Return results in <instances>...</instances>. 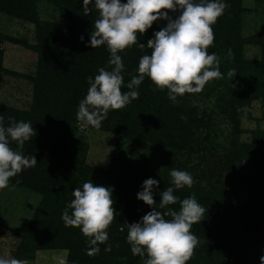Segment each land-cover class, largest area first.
Wrapping results in <instances>:
<instances>
[{
    "label": "trees",
    "instance_id": "16d2710c",
    "mask_svg": "<svg viewBox=\"0 0 264 264\" xmlns=\"http://www.w3.org/2000/svg\"><path fill=\"white\" fill-rule=\"evenodd\" d=\"M244 1L223 0L228 8L213 26L215 39L208 51L220 57L222 79L211 80L202 92L185 94L173 103L167 90L154 91L155 85L146 77L137 89L138 99L121 110H110L100 128L86 127L116 136L110 165L104 168L88 163L91 146L79 137L82 125L76 119L79 101L89 87L87 78L94 79L110 58L106 46H85L90 43L97 18L95 10L85 15L83 0H0V46L20 45L37 55L36 74L24 76L33 85L30 107L16 108L0 99L4 126L12 116L16 121L31 122L36 131L25 142L23 154L35 156L37 165L10 180L9 188L41 195L24 233L18 235L20 243L14 257L32 264L37 252L52 250L65 251L66 264H143L130 251L125 224L139 222L152 211L137 199L143 182L148 178L160 182L154 190L158 208L159 193L171 186L170 171L178 169L191 173L194 184L175 195L182 200L195 194L207 209L203 220L192 226L199 244L187 264H261L264 130L251 131L249 142H241L240 136L246 133L242 120L251 119L253 103L264 108V31L244 36V18L252 12ZM40 2L55 7L64 21L42 20ZM255 2L257 7L264 5V0ZM91 6L94 8V0ZM2 15L34 26L35 43L3 32ZM169 15L175 17L177 13ZM166 24L164 20L154 22L142 36L138 34V43L146 45ZM247 47H257L260 57L246 58ZM150 52L147 47L133 45L119 53L125 85L137 74L139 59ZM230 69H235L233 78L227 75ZM5 74L23 76L4 66V50L0 48V92ZM196 96L214 101L218 113L231 123L226 143H215L214 111L202 108ZM89 180L113 188L117 213L107 230L111 252L104 251L107 245H100V253L92 257L85 254L86 238L80 230L65 227L61 219L64 208L74 198L73 189ZM169 207L178 210L179 204Z\"/></svg>",
    "mask_w": 264,
    "mask_h": 264
},
{
    "label": "clouds",
    "instance_id": "9594fccd",
    "mask_svg": "<svg viewBox=\"0 0 264 264\" xmlns=\"http://www.w3.org/2000/svg\"><path fill=\"white\" fill-rule=\"evenodd\" d=\"M83 5L85 15L94 10L97 14L90 43L85 46L92 49L106 46L110 58L94 79L87 78V94L79 101L76 112L82 126L100 128L110 110H121L138 99L137 89L146 77L155 85L154 91L167 90L173 103L185 94L202 92L209 81L223 78L220 57L208 51L215 39L213 26L228 8L223 0H126L125 3L94 0V8L89 7L93 0H83ZM169 13L177 15L172 17ZM160 20L167 21L166 26L155 32L146 45L138 43V34L142 36ZM80 39L83 42L84 37ZM133 45L140 49L147 47L151 52L139 59L137 74L125 85L124 63L119 53ZM228 55H232L230 49ZM227 75L235 77V69H230ZM123 87L127 91H122ZM3 119L0 116V189L8 188L12 178L37 165L35 156L23 154L25 142L36 135L31 122L16 121L9 116V123L4 126ZM169 175L171 186L159 193L158 208L154 190L160 182L153 178L143 182L137 199L152 211L139 222L125 224L130 251L143 264H187L199 244L191 229L203 220L207 209L195 194L182 200L175 195L178 190L190 189L194 179L191 173L178 169H172ZM112 193V187L98 186L89 180L73 189L74 198L62 212L64 226L79 229L86 238L85 254L89 257L100 253V245H107L105 252L112 250L107 231L117 215ZM177 204L178 210L169 207ZM260 262L264 264V256ZM0 264L31 262L8 254L0 256Z\"/></svg>",
    "mask_w": 264,
    "mask_h": 264
},
{
    "label": "rangeland",
    "instance_id": "374dc122",
    "mask_svg": "<svg viewBox=\"0 0 264 264\" xmlns=\"http://www.w3.org/2000/svg\"><path fill=\"white\" fill-rule=\"evenodd\" d=\"M244 5L252 12L245 15L243 33L245 37L264 31V5L256 6L255 0H245ZM39 12L42 20L62 22L64 18L55 7L47 3H39ZM2 31L18 38H24L30 43H35L34 26L24 23L12 17L1 16ZM4 50V66L20 75H2L0 99L1 102L16 108L28 109L33 96V85L24 76L36 74L37 55L20 45L5 43L0 46ZM245 57L258 59L260 52L257 47H247ZM202 108L214 111L215 127L217 133L216 144L226 143L227 137L232 131V125L228 119L216 110V103L204 96H196ZM242 127L246 133L240 136L241 142L251 140V131L264 130V108L257 102L253 103L251 119H243ZM79 137L89 142L91 149L88 163L93 166L108 168L116 145V136L101 131H90L80 127ZM242 192L247 195V190ZM249 193V192H248ZM41 200V195L22 188L0 189V256L16 252L20 238L24 233L31 217ZM67 253L65 251H39L32 264H60L63 260L66 264Z\"/></svg>",
    "mask_w": 264,
    "mask_h": 264
},
{
    "label": "crops",
    "instance_id": "0c3cea01",
    "mask_svg": "<svg viewBox=\"0 0 264 264\" xmlns=\"http://www.w3.org/2000/svg\"><path fill=\"white\" fill-rule=\"evenodd\" d=\"M2 25V24H1Z\"/></svg>",
    "mask_w": 264,
    "mask_h": 264
}]
</instances>
